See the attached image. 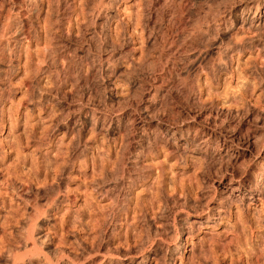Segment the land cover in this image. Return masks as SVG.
I'll list each match as a JSON object with an SVG mask.
<instances>
[{"label": "rangeland", "instance_id": "rangeland-1", "mask_svg": "<svg viewBox=\"0 0 264 264\" xmlns=\"http://www.w3.org/2000/svg\"><path fill=\"white\" fill-rule=\"evenodd\" d=\"M248 1L0 0V264H162L180 244L172 264H262L263 200L175 238L230 174L263 166L243 150L264 140V32L240 23ZM170 120L227 154L169 153Z\"/></svg>", "mask_w": 264, "mask_h": 264}, {"label": "bare ground", "instance_id": "bare-ground-1", "mask_svg": "<svg viewBox=\"0 0 264 264\" xmlns=\"http://www.w3.org/2000/svg\"><path fill=\"white\" fill-rule=\"evenodd\" d=\"M253 3H255L254 4L255 5V12L250 17V12H251L250 7H251V5H253ZM240 7H241L240 14H239V19L241 21L240 23L244 22L248 26V28H249L248 32L250 31V33H255L257 36L261 35L262 32H264V0H256V1L250 0V1L240 5ZM42 28L44 30V27H42ZM23 31L21 30L19 35H21L24 38H27L28 36L26 37V34ZM216 31H220V30L218 28H216ZM209 32H210V29L208 28V30L204 31V34L206 33L207 34L206 36L209 37L208 36ZM237 51H239V50H237ZM152 94H154V93H152ZM148 104H149V101H147V105ZM144 110L147 111L148 106L145 105ZM135 113L136 112H134L133 114L131 113L132 115L129 114V117H128V119H130V120H128L129 121L128 123H130L129 127L134 129V126L136 125L141 131L143 130V132H146L144 130L149 125V123L145 120L146 116L144 118L138 117V119L136 120ZM93 116H95V115L87 114L86 117H84V120L91 122L92 119H94ZM101 118H102V116H101ZM125 118L123 116H118L117 118H115V120L113 119L114 121H111V123H110L111 124L110 126H112L114 128V131L119 135L122 134V132H124V129H125L124 126H126V125L123 126V122H124ZM95 119H94V121H95ZM109 122H110V120H109ZM171 122H172L171 120H170V122H168V121L159 122L163 126L161 133H162V138L164 139V142H166V141L168 142V140L171 138L174 139V141L172 143H170V145L167 149V150H169V153L175 152V153H178L179 156L181 157V156H185L188 152H195L196 154L200 155V157H202L204 160H208V161L219 160V159H221V155L227 154V151H228L227 148H229V146L226 144V142H224V147L220 148V149L215 148L213 143H211V141H210L211 136H212L211 132H205L204 133L203 129H196L195 126L190 121L185 122V124L183 123L182 126H176L173 124V122L172 123ZM84 124H85V122L83 120H81L80 125H84ZM92 125H94V124L92 123ZM191 130H195V132L193 131L194 132L193 135L191 133ZM199 132L204 133L205 137L203 138V140H200L199 143L196 144L195 143V137L198 136L197 134H199ZM132 137L133 136L130 135L128 137L127 141H131V140H129V138H131L133 140ZM263 139H264V136H263ZM134 140H135V138H134ZM257 142H259V140ZM129 143H131V142H129ZM156 143H157V140H154V144H156ZM217 145H219V144H217ZM137 149H138L137 152L141 153V155H144L146 153L151 152V148L147 147L145 145H141ZM243 150H244V153H248L251 156L255 155L256 157H261L262 162H264V140H262L259 144H257V143L253 144L251 142L250 143L248 142L244 145ZM204 162H206V161H204ZM262 162H261V164L263 165V166L261 165L262 169H257L258 172H256V178H254L253 181H249L244 176L235 177L234 175L230 174V177H229V180L227 181V186H226L225 190L222 191V193H220V196L215 200V202H213L214 196H212V195L209 196L210 194L207 197H204L205 208L200 209L199 213L196 212V215H197V217H195L196 220L193 222L191 220V222L188 221V223L179 224L178 229L177 228L175 229L176 240L179 239L180 236H183L185 234H187L189 236L192 233V231L194 230L195 225H198L201 223H209L213 219H215V220L218 219V217L221 215L228 214V216H229L232 206H235V208L236 207L238 208L242 205L244 206L246 201L251 202V201H255V200H263V203H264V163H262ZM207 163H209V162H207ZM213 163H216V162H213ZM244 221H246L245 217H244ZM175 225H177V224H175ZM156 239L149 236L148 242L151 244V246L153 245V246H156L157 248L160 249L163 246V244H165L166 242L164 240L162 241L159 239L158 240L159 242L157 243ZM183 247L180 244V245H174V247L172 249L171 248L167 249L166 250V256L163 257L164 262L162 264H172L174 262L175 258H177V257H179V255H181V253H182L181 251L183 250ZM161 252H162V250H161ZM12 258H14L13 264L15 262H17L16 257L13 256ZM262 264H264V261L262 262Z\"/></svg>", "mask_w": 264, "mask_h": 264}]
</instances>
